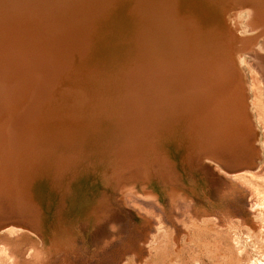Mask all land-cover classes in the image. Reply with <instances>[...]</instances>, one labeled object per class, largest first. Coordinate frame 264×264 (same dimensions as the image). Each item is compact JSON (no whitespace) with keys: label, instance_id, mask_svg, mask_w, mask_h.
I'll return each instance as SVG.
<instances>
[{"label":"rangeland","instance_id":"rangeland-1","mask_svg":"<svg viewBox=\"0 0 264 264\" xmlns=\"http://www.w3.org/2000/svg\"><path fill=\"white\" fill-rule=\"evenodd\" d=\"M0 3L33 11L57 40L63 34L83 45L79 65L96 72L89 88L110 99L97 121L100 132L60 149L43 147L47 156L38 157L43 162L29 185L0 160V264H264V121L253 105L256 82L264 105V0ZM195 41L202 48L223 44L224 58L237 51L244 59L234 62L245 75L259 132L246 152L243 141L204 138L205 113L187 124L191 140L181 126L167 133L160 124L144 142L121 131L126 127L115 114L126 109L115 105L113 93L135 101L154 89L151 74L137 77L135 63L195 58ZM46 59L22 62L37 72ZM217 73L203 71L202 79ZM136 105L147 114V102ZM229 130L218 129L223 136ZM54 131L51 138L59 134Z\"/></svg>","mask_w":264,"mask_h":264},{"label":"bare ground","instance_id":"bare-ground-1","mask_svg":"<svg viewBox=\"0 0 264 264\" xmlns=\"http://www.w3.org/2000/svg\"><path fill=\"white\" fill-rule=\"evenodd\" d=\"M31 13L33 11L29 9L24 12L0 3V160L3 170L18 175L20 182L26 183L25 185H29L31 177L38 173L40 163L43 162L38 160V157L44 155L43 147H51L53 150L59 146L60 149L67 141L76 144L85 140L90 133L100 132V123L97 121L102 118L100 112L105 111L107 103L110 102V99H105L101 93L97 94L98 91L94 88H89L96 72L79 65V60L85 53L83 45L73 43L68 35L63 34H58L57 40L42 28L39 18L35 19ZM257 19L254 18L255 21L259 20ZM224 22L233 33L232 26L226 19ZM194 44L197 45L193 47V50L197 49L194 52L195 58L175 57L169 60L159 58L154 59L153 64L141 60L135 63L140 64L136 65L139 69L137 77L151 74L154 89L148 98L144 94L140 98L148 104L147 114L140 112L142 109L136 105V101L140 99L132 101L125 96L120 100L119 94L113 93L115 105L123 103L126 109L115 114L117 120L119 119L126 127L125 129L121 127L122 132L132 133L137 142H144L147 140L145 135L153 134L152 132L159 130L160 124H164L167 133H172L179 126H185L186 135L189 138L193 135L187 124H193L194 120L204 114L202 108L191 101L199 94L203 71L216 70L217 74L221 75L223 73L221 71H228V66L237 58L241 63L244 62L241 56H235L237 51L231 52L233 55L229 59L224 58L223 52L226 54L227 50L224 49L222 52L223 44L215 45L214 48L198 47L199 43L196 41ZM12 50L19 52L12 53ZM42 55H46L47 59L40 60L37 72L27 68L25 64L30 58ZM22 58H27L24 60L27 63H23ZM259 83L256 82L254 86L253 105L258 112L259 121L263 123L264 105L261 102L262 92ZM110 84L112 83L106 88ZM135 95L134 98H138L137 94ZM27 111L29 115L24 120L22 115ZM135 114L139 121L133 124ZM53 130L59 133L56 136L59 138H51L49 134ZM83 148L85 150V147ZM122 152L119 154L120 158L123 157Z\"/></svg>","mask_w":264,"mask_h":264},{"label":"crops","instance_id":"crops-1","mask_svg":"<svg viewBox=\"0 0 264 264\" xmlns=\"http://www.w3.org/2000/svg\"><path fill=\"white\" fill-rule=\"evenodd\" d=\"M225 75L226 76L208 74L207 78H203L201 84H199V94L195 96L194 100H190L192 103L194 102L197 107L202 108L201 110L204 111L205 115L208 114L207 117H204L208 120V129L206 127L203 128L206 130L203 132L204 138H208L209 135L212 138L218 137V139L224 137L223 140L226 141V139H228L227 141L229 142L240 140L245 143L246 148L243 151L246 152L247 148L249 149V147H251V143L255 145L258 141L259 132L245 85V75L243 73H228ZM240 97L244 99L245 111L249 115L248 120L244 117L243 111L235 105L230 108L222 107V105L227 104L230 99L233 98L235 100ZM215 105L216 107H214ZM228 126L230 134L225 135V137L218 129L221 127L227 128ZM183 128H185V126ZM247 128L251 129V134L247 132ZM212 144L215 145L214 143ZM201 147L204 149L203 146ZM256 165L255 163H251L250 166L254 169Z\"/></svg>","mask_w":264,"mask_h":264},{"label":"water","instance_id":"water-1","mask_svg":"<svg viewBox=\"0 0 264 264\" xmlns=\"http://www.w3.org/2000/svg\"><path fill=\"white\" fill-rule=\"evenodd\" d=\"M238 63L236 62H234L232 65H230V66H228V73H234V74H238V73H240V72H238L239 70H238V65H237ZM244 99L243 98H238V99H230L229 100V102L227 103V104H225V105H222V107H224V108H230V107H232V106H236V107H238L239 109H241L242 111H243V114H244V117L246 118V120H248V118H249V115L246 113V111H245V104H244V101H243ZM214 107H216V105L214 106ZM207 109V108H206ZM247 132H249L250 134H251V129H248L247 128Z\"/></svg>","mask_w":264,"mask_h":264}]
</instances>
